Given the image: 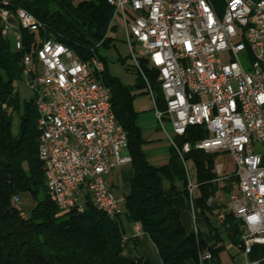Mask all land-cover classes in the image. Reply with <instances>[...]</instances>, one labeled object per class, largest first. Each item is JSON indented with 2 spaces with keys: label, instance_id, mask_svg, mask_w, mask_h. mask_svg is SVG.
Returning <instances> with one entry per match:
<instances>
[{
  "label": "built area",
  "instance_id": "2783aa9c",
  "mask_svg": "<svg viewBox=\"0 0 264 264\" xmlns=\"http://www.w3.org/2000/svg\"><path fill=\"white\" fill-rule=\"evenodd\" d=\"M108 1L120 6L114 19L124 21L159 125L182 159L192 145L180 147L177 137L195 125L207 131L197 148L233 157L238 189L218 219L224 222L231 211L243 221L233 264H264V0ZM0 24L18 51L26 48L22 30H46L41 20L23 11L22 18H15L7 0H0ZM36 39L32 51L22 56L20 81L34 90L41 110L39 155L53 201L64 211H83L90 197L115 217L122 213L123 198L113 192L108 176L114 168L132 164L133 156L129 137L116 125L114 107L104 106L106 83L96 78V71L106 63L100 56L82 59L54 36ZM142 59L158 72L164 110L157 105ZM54 165H61L62 173H53ZM188 188L192 196L196 184L190 180ZM135 230H143L140 223ZM199 258L206 264L214 255L203 249Z\"/></svg>",
  "mask_w": 264,
  "mask_h": 264
},
{
  "label": "trees",
  "instance_id": "16d2710c",
  "mask_svg": "<svg viewBox=\"0 0 264 264\" xmlns=\"http://www.w3.org/2000/svg\"><path fill=\"white\" fill-rule=\"evenodd\" d=\"M7 1L13 12L21 7L32 12L46 29L38 32L22 30L25 50L32 51L36 37L54 36L66 47L73 48L82 59L95 55L105 61L102 78L111 90L117 119L128 133L135 171L124 206L130 220L140 223L150 235L163 264H186L188 259L201 264L199 252L203 249H209L214 255L206 264H218L220 260L216 258L225 250V243L220 226L212 221V216H218L227 206L221 207L214 201L221 184L216 171L217 153H207L196 147L207 131L195 125L189 127L185 135L177 137L180 147L185 142L192 145L190 151L183 153L185 161L173 146L167 163L155 165L149 160L137 122L136 89L110 72L107 58L102 53L114 42L111 32L115 29V6L108 0ZM25 50L15 49L13 39L2 33L0 24V264H154L144 256L124 257L125 227L121 214L109 215L90 197H86L83 211L76 208L64 211L53 201L39 155V110L33 98L23 101L17 90V82L23 75L21 61ZM141 63L158 107L166 109L158 72L145 59ZM138 72L140 82L137 87L145 88L149 93L145 77ZM16 115L20 119L18 130L15 128ZM188 161L195 164L199 189V194L194 191L192 198L215 231L212 242L200 232H187L180 210L165 193L166 179L177 195L184 199L191 197ZM231 180L238 179L235 175ZM178 182L183 183L182 189L177 187ZM226 187L231 191V187ZM24 193H30L36 201L29 216H24V211L15 202ZM210 198H213L211 202ZM221 226L233 244L242 243L241 218L226 211Z\"/></svg>",
  "mask_w": 264,
  "mask_h": 264
},
{
  "label": "rangeland",
  "instance_id": "374dc122",
  "mask_svg": "<svg viewBox=\"0 0 264 264\" xmlns=\"http://www.w3.org/2000/svg\"><path fill=\"white\" fill-rule=\"evenodd\" d=\"M115 29L111 32L114 42L109 48H105L102 50V53L106 56L108 61L109 70L113 75L118 76L125 84L132 85L135 87L136 91H139L141 88L137 87L140 82V73L138 72V68L136 66L135 60L131 54L129 44L126 40L125 33V24L121 16H117L114 20ZM224 58L227 57V54H224ZM149 80V79H148ZM150 82V81H149ZM148 85V84H147ZM17 89L23 101L30 100L34 97V90L30 88L25 82L19 81L17 82ZM149 89V87H148ZM145 105L148 108L154 107V102L152 100L151 95L148 93L138 94L135 98V105L139 106ZM20 119L16 115L15 117V128L18 130ZM167 128L172 132V127L167 123ZM143 138L146 140L143 143V149L148 154L149 160L155 165H162L167 163L171 156V141L165 132L162 129H154L152 132H147L143 135ZM123 153H126L123 151ZM217 169L223 165L225 171L231 172L233 175L227 176L224 179H221L222 183L215 195V203L220 204L222 207L224 203H228L230 200V192L236 191L238 187V180H231L234 174V159L228 153H217ZM189 179L193 181L195 184L197 182L196 176V167L193 161L187 162ZM128 173L133 174V168L131 165H127L124 167ZM120 169H115L114 172L118 173ZM219 175H222L218 172ZM230 174V173H229ZM226 176V175H225ZM231 178V179H230ZM230 179V180H229ZM165 185L168 186L169 182L165 179ZM178 185H182L179 183ZM225 185V186H224ZM226 185L231 187V191L227 190ZM129 191L128 182L126 183V188L121 186L116 189L117 193ZM19 208H21L26 216L30 215L33 207L35 206V199L30 193H24L17 197L15 201ZM121 208L124 213H126V209L124 204L121 205ZM235 250H230L226 248L220 253V262L219 264H232L234 257L232 253Z\"/></svg>",
  "mask_w": 264,
  "mask_h": 264
},
{
  "label": "crops",
  "instance_id": "0c3cea01",
  "mask_svg": "<svg viewBox=\"0 0 264 264\" xmlns=\"http://www.w3.org/2000/svg\"><path fill=\"white\" fill-rule=\"evenodd\" d=\"M136 93L141 94V93H147V92L145 91V88H141L139 91H136ZM148 94L151 95L150 92ZM134 104H135V102H134ZM135 108L138 112L137 122L141 128L143 135L146 134L147 132L154 131V129H162L159 125V122H158V119L156 116L155 105L151 109L145 105H140V104H139V106L135 105ZM147 156H148V154H147ZM216 160H217V158H216ZM216 164H217V161H216ZM127 165L132 166V164H126L123 166H118V167L114 168L108 176V181L111 184L113 192L117 196L123 198L121 205L124 204L125 197L127 194H129V192L131 190V178L135 172L134 167L132 166L133 174L128 173L127 170L124 169V167ZM118 168L120 169V171L118 173L114 172V170L118 169ZM216 171L222 174V175H219L220 176L219 179H220L221 183H222L221 179L225 175H226V177L233 175L231 172L225 171L223 165H221L218 169L216 167ZM188 178H189V176H188ZM190 180L191 179H189V181ZM127 182H128V186H129V191H127V192L124 191L123 193H117L116 189L120 188L121 186L126 188ZM179 183H181L182 185H178ZM195 184H196V188L194 191L196 192V194H199L198 183L196 182ZM237 184H238V182H237ZM188 185H189V183H188ZM177 187L179 189H182L183 183L178 182ZM237 189H238V187H237ZM165 193H166L167 197H169L173 201V203L177 206V208L180 210L181 218H182V221L185 225L187 232H200L208 242H212L214 240L215 231L213 230L212 225L203 216L201 208L197 205V203H195L192 196L189 197L188 199L182 198L180 195H177L175 193V191L171 188L170 184L168 186L165 185ZM231 193H233V191ZM231 193H230V195H231ZM210 199L213 200V198H210ZM214 201H215V198H214ZM229 201H228V203H224L227 206V208L222 210V211L228 210ZM220 209H221V207H220ZM222 211H220V212H222ZM121 218L123 221V225L125 227L124 251H123L124 257L127 259H135L137 256H144L146 258H150L154 262V264H163L159 250H158L156 244L154 243V241L151 239L150 235L147 232H145L144 230H142L140 233H137L135 230L136 223L132 222L129 218V215L127 213H124L123 210L121 213ZM212 221L214 223H216V225L220 226L221 235L224 238L225 249L228 248L230 250H234V247L237 245L233 244L231 242V240L229 239L228 233H227L226 229H224L221 226L222 222L218 219V216H215V215L212 216ZM232 255H233V253H232ZM216 260H220V255H219V258H216ZM186 264H197V263L194 259H188L186 261Z\"/></svg>",
  "mask_w": 264,
  "mask_h": 264
},
{
  "label": "bare ground",
  "instance_id": "6f19581e",
  "mask_svg": "<svg viewBox=\"0 0 264 264\" xmlns=\"http://www.w3.org/2000/svg\"><path fill=\"white\" fill-rule=\"evenodd\" d=\"M7 3H8V1H7ZM115 8H116V13H120V6H115ZM22 11L24 13H26L27 16H29L31 19L39 20L32 12L28 11L27 9H25L23 7L18 8V10L16 12H13V16H15V18H22ZM41 26L44 27L43 22H41ZM92 58H99V56L94 55ZM105 68H106V66H103V71H96V78H102L103 73L105 71ZM103 97H104V106L113 107L111 90L107 84H104V86H103ZM39 117H41V110H39ZM116 125L122 126V128L124 129L123 125L118 121L117 116H116ZM124 134H126V137H128V133L125 129H124ZM40 158H41V156H40ZM41 160H42V158H41ZM53 173H62V166L61 165H54L53 166ZM47 183H48V187L51 191L52 199H53L51 182L47 181Z\"/></svg>",
  "mask_w": 264,
  "mask_h": 264
}]
</instances>
